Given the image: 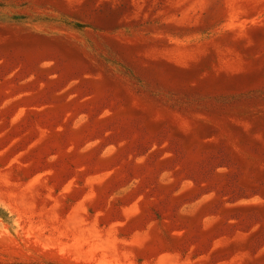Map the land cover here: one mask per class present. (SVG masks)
Wrapping results in <instances>:
<instances>
[{
	"label": "rangeland",
	"instance_id": "obj_1",
	"mask_svg": "<svg viewBox=\"0 0 264 264\" xmlns=\"http://www.w3.org/2000/svg\"><path fill=\"white\" fill-rule=\"evenodd\" d=\"M0 264H264V0H0Z\"/></svg>",
	"mask_w": 264,
	"mask_h": 264
}]
</instances>
